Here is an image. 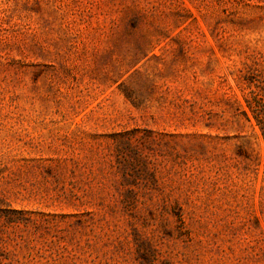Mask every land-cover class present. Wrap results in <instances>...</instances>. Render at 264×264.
<instances>
[{
    "label": "rangeland",
    "instance_id": "374dc122",
    "mask_svg": "<svg viewBox=\"0 0 264 264\" xmlns=\"http://www.w3.org/2000/svg\"><path fill=\"white\" fill-rule=\"evenodd\" d=\"M253 93L264 0H0V264H264Z\"/></svg>",
    "mask_w": 264,
    "mask_h": 264
},
{
    "label": "trees",
    "instance_id": "16d2710c",
    "mask_svg": "<svg viewBox=\"0 0 264 264\" xmlns=\"http://www.w3.org/2000/svg\"><path fill=\"white\" fill-rule=\"evenodd\" d=\"M257 99H258V94L253 93L251 99H247V102H248V106L250 107V109L255 114L254 116L257 120L258 125L260 126V128L262 130L263 138H264V119L260 118V115H259L260 113H259V109H258V105H257V103L259 101Z\"/></svg>",
    "mask_w": 264,
    "mask_h": 264
}]
</instances>
